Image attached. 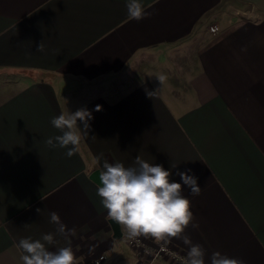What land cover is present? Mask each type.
Here are the masks:
<instances>
[{
    "label": "crops",
    "instance_id": "1",
    "mask_svg": "<svg viewBox=\"0 0 264 264\" xmlns=\"http://www.w3.org/2000/svg\"><path fill=\"white\" fill-rule=\"evenodd\" d=\"M142 2L153 14L136 21L125 0H0V264H22L19 239L55 233L50 212L76 230L50 250L70 241L76 264H135L90 180L101 153L176 182L192 169L202 191L183 190L198 225L185 234L264 264V0ZM78 108L93 119L69 158L45 141Z\"/></svg>",
    "mask_w": 264,
    "mask_h": 264
},
{
    "label": "clouds",
    "instance_id": "2",
    "mask_svg": "<svg viewBox=\"0 0 264 264\" xmlns=\"http://www.w3.org/2000/svg\"><path fill=\"white\" fill-rule=\"evenodd\" d=\"M125 7L129 19L136 21L153 14L146 11L142 0H125ZM41 50L42 44L38 51ZM163 79L165 77H159V81ZM95 110L100 111V106ZM92 119V112L87 108H78L74 112L68 110L66 114L62 112L54 116L50 123L61 134L49 137L46 145L50 149H68L66 156L71 158L79 151L82 138L89 137V121ZM95 165L99 174V183H95L100 203L106 209L108 218L127 230L129 241L139 243V238L151 237L166 246L173 238L182 239L186 246L182 264H246L243 258L219 251L208 255L202 245L193 243L185 234L189 226L196 228L198 225L191 211V202L183 195V190L187 189L193 196H199L202 191L199 177L192 169L180 171L177 168L175 175L179 177V182H176L172 179L171 170H166L162 164H150L139 156L133 165L125 166L120 161L109 162L101 153L95 157ZM37 213L40 214L41 210L37 209ZM49 217L50 223L57 226L55 233L43 234L38 239L24 237L16 244L21 251L22 264H76L70 241L68 246L50 250V246L56 244V235L68 240L76 235V230L67 229L56 212H50Z\"/></svg>",
    "mask_w": 264,
    "mask_h": 264
},
{
    "label": "built area",
    "instance_id": "3",
    "mask_svg": "<svg viewBox=\"0 0 264 264\" xmlns=\"http://www.w3.org/2000/svg\"><path fill=\"white\" fill-rule=\"evenodd\" d=\"M211 33L218 31L216 26L209 28ZM127 246L133 253L135 264H162L169 262L172 264H182V257L186 254L168 245L162 246V242L154 243L151 237L139 238V243L126 240ZM106 256L99 255L85 264H105Z\"/></svg>",
    "mask_w": 264,
    "mask_h": 264
},
{
    "label": "water",
    "instance_id": "4",
    "mask_svg": "<svg viewBox=\"0 0 264 264\" xmlns=\"http://www.w3.org/2000/svg\"><path fill=\"white\" fill-rule=\"evenodd\" d=\"M98 171H94L92 174H91V176H90V180L92 181V182H96V183H99V181H98ZM95 183V184H96ZM97 185V184H96Z\"/></svg>",
    "mask_w": 264,
    "mask_h": 264
}]
</instances>
